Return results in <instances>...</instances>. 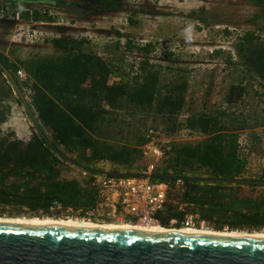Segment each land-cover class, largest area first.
I'll use <instances>...</instances> for the list:
<instances>
[{
    "label": "trees",
    "instance_id": "obj_1",
    "mask_svg": "<svg viewBox=\"0 0 264 264\" xmlns=\"http://www.w3.org/2000/svg\"><path fill=\"white\" fill-rule=\"evenodd\" d=\"M248 2L258 9L248 24L264 32V0ZM0 7H4L1 0ZM69 7L77 15L89 17L122 12L126 4L124 0H84ZM24 14L28 19L29 13ZM33 18L50 20L38 11ZM226 33L229 35V31ZM117 36L123 37L121 33ZM261 40L255 31H247L236 50L244 65L253 64L249 71L264 87ZM50 43L55 50L51 56L11 60L0 51V210L9 209L17 217H60L61 213L71 214L69 210L83 216L99 200L90 187L99 174L87 169L97 171L95 167L103 163L133 169L143 160L145 135L127 144L115 143L120 133L116 113L125 111L130 117L154 113L171 123L173 132L185 129L203 136L198 143L170 145L168 159L158 173L183 180L188 212L199 214L219 231L264 229V168L258 180L244 178L246 163L238 157L239 129L225 121L228 115L224 111L190 113L179 118L188 104V81L163 79L162 68L149 59L151 44L141 47L127 40L126 50L144 58L132 81L112 82L111 66L89 47L87 38L63 32ZM5 70L23 92L29 93V104L42 131L64 157L37 131L27 139H19L13 131H2L1 126L11 115V106L5 103L16 92ZM20 70L27 73V81L18 78ZM236 90L242 94L246 89L233 87L232 95ZM71 166L87 173V180L63 177V169ZM183 218V213L170 209L157 216L164 228H169L172 219L180 223Z\"/></svg>",
    "mask_w": 264,
    "mask_h": 264
},
{
    "label": "rangeland",
    "instance_id": "obj_2",
    "mask_svg": "<svg viewBox=\"0 0 264 264\" xmlns=\"http://www.w3.org/2000/svg\"><path fill=\"white\" fill-rule=\"evenodd\" d=\"M82 1L1 0V4L11 11L45 9L60 13L63 25L52 27L53 37H60L66 32L78 38H87L91 42L89 47L106 58L111 66L112 82L132 81L144 58L140 53L132 54L126 50L127 40L141 47L151 44L153 48L149 59L162 68V78L188 81V104L179 118L183 119L190 113L224 111L228 115L225 121L232 122L233 127L239 129L238 140L244 135L250 141L251 155L245 162L244 178L258 180L264 168V87L263 82L249 71L253 64L244 65L236 50V45L247 31L262 35L263 39L258 43H264V32L248 24L258 9L252 7L248 0H124L126 9L122 12L82 17L69 7V4ZM2 26L0 51L11 60L54 55L51 43L37 46L26 42L20 44L13 39V23ZM225 29L230 32L229 35ZM117 33L123 37H118ZM216 52L220 54L216 55ZM233 87H244L246 90L242 94L236 90L232 95ZM24 94L28 100L27 92ZM5 105L11 106V113L14 112L9 118L19 116L24 121L14 131L16 129V133L30 138L37 130L18 94L15 92L13 99ZM31 110L33 112V108ZM115 117L118 119L117 131L120 130L116 144L133 142L134 137L146 135L149 129L162 131L167 148L173 143H198L203 139L202 135L185 129L173 132L172 124L154 113L130 117L121 111ZM5 124L1 126L2 131H13L9 126L11 124ZM147 163L143 159L137 164L141 167L134 166L133 169L103 163L95 169L108 173L139 174ZM162 167L164 164L160 169ZM63 177L86 181L88 174L71 166L63 169ZM62 215L53 218H64ZM0 217L17 216L6 209L0 210Z\"/></svg>",
    "mask_w": 264,
    "mask_h": 264
},
{
    "label": "water",
    "instance_id": "obj_3",
    "mask_svg": "<svg viewBox=\"0 0 264 264\" xmlns=\"http://www.w3.org/2000/svg\"><path fill=\"white\" fill-rule=\"evenodd\" d=\"M6 73L37 133L59 152L42 131L14 77ZM87 171L113 177L139 176ZM0 264H264V239L0 223Z\"/></svg>",
    "mask_w": 264,
    "mask_h": 264
},
{
    "label": "built area",
    "instance_id": "obj_4",
    "mask_svg": "<svg viewBox=\"0 0 264 264\" xmlns=\"http://www.w3.org/2000/svg\"><path fill=\"white\" fill-rule=\"evenodd\" d=\"M35 11H11L8 8L0 7V31L4 23L12 22L15 26L12 31L15 42L20 44L26 42L32 46L50 43L54 38L52 27L63 25V16L58 12L44 9L38 12L50 20L36 21L33 18ZM26 12L29 13L27 14L28 19L24 17ZM226 30L228 31V29ZM229 30L233 32V29ZM257 36L262 38L260 34ZM17 75L22 81L28 80V75L24 70H20ZM145 138L146 144L142 148L143 159L148 163L139 176H95L90 187L99 196L96 206L86 211L83 216L69 210L71 214L68 216L97 223L112 221L114 223L157 224L161 226L157 219L158 214L170 209L183 213L184 218L180 223L178 220L172 219L167 229H215L213 224L202 220L199 214L188 212L184 204L186 189L182 179L177 178L173 182H165L155 178V176H159L160 166L168 159L170 150V147L167 148L165 145L162 131L149 129ZM250 155V141L246 136H240L238 140L239 159L246 162ZM68 216L63 217L69 218Z\"/></svg>",
    "mask_w": 264,
    "mask_h": 264
},
{
    "label": "bare ground",
    "instance_id": "obj_5",
    "mask_svg": "<svg viewBox=\"0 0 264 264\" xmlns=\"http://www.w3.org/2000/svg\"><path fill=\"white\" fill-rule=\"evenodd\" d=\"M0 223L12 225H31V226H50V227H75L89 228L101 230H117V231H144V232H161V233H176L190 234L202 236H219V237H237V238H254L264 239V230L259 231H231L215 229L204 230H170L157 224H131V223H97L87 219L80 218H53V217H0Z\"/></svg>",
    "mask_w": 264,
    "mask_h": 264
},
{
    "label": "crops",
    "instance_id": "obj_6",
    "mask_svg": "<svg viewBox=\"0 0 264 264\" xmlns=\"http://www.w3.org/2000/svg\"><path fill=\"white\" fill-rule=\"evenodd\" d=\"M1 34H2V32H1ZM1 36V35H0ZM12 112H13V109H12ZM14 113V112H13ZM13 113H11L12 115H13ZM13 117V116H12ZM12 119L13 118H9L8 119V121H7V123L5 124V125H9V124H11V125H9L12 129H13V131H14V128H17V127H19V126H22V124H23V119L22 120H20V118H19V116H17V117H15L14 119H13V121H12ZM15 131H18V130H16L15 129ZM14 131V132H15ZM16 133V132H15ZM16 135H17V137L19 138V139H26V137H28V136H21V134L20 133H16Z\"/></svg>",
    "mask_w": 264,
    "mask_h": 264
}]
</instances>
